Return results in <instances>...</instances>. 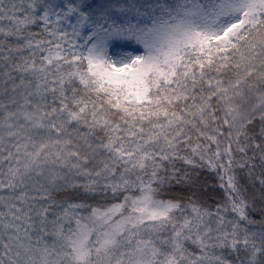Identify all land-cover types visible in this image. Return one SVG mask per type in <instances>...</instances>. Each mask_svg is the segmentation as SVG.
Returning a JSON list of instances; mask_svg holds the SVG:
<instances>
[{"label": "snow or ice", "instance_id": "6c2138e0", "mask_svg": "<svg viewBox=\"0 0 264 264\" xmlns=\"http://www.w3.org/2000/svg\"><path fill=\"white\" fill-rule=\"evenodd\" d=\"M0 264H264V0H0Z\"/></svg>", "mask_w": 264, "mask_h": 264}]
</instances>
